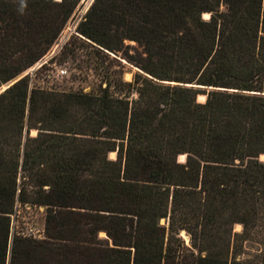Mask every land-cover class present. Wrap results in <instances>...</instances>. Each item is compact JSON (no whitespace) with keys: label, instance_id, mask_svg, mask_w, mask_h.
<instances>
[{"label":"trees","instance_id":"trees-1","mask_svg":"<svg viewBox=\"0 0 264 264\" xmlns=\"http://www.w3.org/2000/svg\"><path fill=\"white\" fill-rule=\"evenodd\" d=\"M78 2L0 0V264H264V0H92L95 86L30 85Z\"/></svg>","mask_w":264,"mask_h":264},{"label":"rangeland","instance_id":"rangeland-1","mask_svg":"<svg viewBox=\"0 0 264 264\" xmlns=\"http://www.w3.org/2000/svg\"><path fill=\"white\" fill-rule=\"evenodd\" d=\"M90 2L91 0H79L51 49L32 66L21 72L20 76L28 75L30 85L47 89L52 88L58 91H89L95 86L97 79L93 73L94 62L99 60L89 45L91 41L80 37L75 30ZM207 16L203 14V17ZM64 43H66V51L63 54L54 56ZM125 44H128L129 47L122 48L117 52L108 50L106 52L110 60V68L120 70L123 78L129 80L132 74L140 71V69L127 60L125 52L133 54L135 50L139 51V47L134 41H125ZM42 64L44 66H41ZM12 82L2 84L0 92ZM35 133L36 130L31 129L30 134L34 135ZM108 156L114 158L115 152H109ZM183 158V155L178 156L179 160H183ZM261 159H264V156H261ZM44 216L45 206L43 205L16 204L14 212L10 214V237L18 235L35 239L43 238ZM161 222H164V220L162 219ZM233 228L235 231H239L241 226L240 224H234ZM179 235L188 245V235L185 231L181 230ZM98 236L106 238L103 231H100Z\"/></svg>","mask_w":264,"mask_h":264},{"label":"water","instance_id":"water-1","mask_svg":"<svg viewBox=\"0 0 264 264\" xmlns=\"http://www.w3.org/2000/svg\"><path fill=\"white\" fill-rule=\"evenodd\" d=\"M91 1H92V0H91ZM90 3H91V2H90ZM90 3H89V4H90ZM79 36L82 37V38H84V39H86V40H88V41H90L89 39H87L86 37H84V36L81 35V34H79ZM100 48H101V47H100ZM105 51H107V50H105Z\"/></svg>","mask_w":264,"mask_h":264},{"label":"bare ground","instance_id":"bare-ground-1","mask_svg":"<svg viewBox=\"0 0 264 264\" xmlns=\"http://www.w3.org/2000/svg\"><path fill=\"white\" fill-rule=\"evenodd\" d=\"M204 16H207V14H206V13H204Z\"/></svg>","mask_w":264,"mask_h":264}]
</instances>
